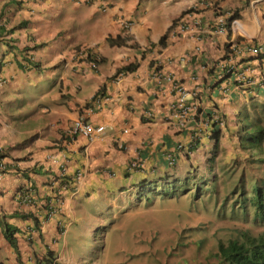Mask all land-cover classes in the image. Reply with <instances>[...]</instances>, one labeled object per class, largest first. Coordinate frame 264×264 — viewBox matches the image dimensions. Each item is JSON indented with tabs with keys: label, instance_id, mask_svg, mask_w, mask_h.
Returning a JSON list of instances; mask_svg holds the SVG:
<instances>
[{
	"label": "crops",
	"instance_id": "crops-1",
	"mask_svg": "<svg viewBox=\"0 0 264 264\" xmlns=\"http://www.w3.org/2000/svg\"><path fill=\"white\" fill-rule=\"evenodd\" d=\"M12 1H0V145L9 157L0 160L9 168L0 174V264L80 263L81 252L67 237L77 220L91 225L85 204L113 194L120 209L126 190L130 196L150 182L208 178L223 151L228 160L238 154L247 162L238 134L242 111L264 109V53L248 48L264 44V0H19L15 9ZM215 2L239 9L229 36L210 26ZM194 4L195 11L185 12ZM72 8L86 13L87 25ZM183 14L187 29L171 35L169 26ZM226 42L236 50L228 58L245 68L244 84L234 82V72L219 77ZM156 70L188 92L183 125L173 80H158ZM76 117L103 124L104 135H72ZM212 129L219 134L214 159ZM190 141L191 151H176L169 164L176 144ZM133 159L140 162L129 168ZM62 168L65 178L81 176L63 188L54 180ZM61 220L68 224L63 232ZM3 221L16 227V247Z\"/></svg>",
	"mask_w": 264,
	"mask_h": 264
},
{
	"label": "rangeland",
	"instance_id": "rangeland-1",
	"mask_svg": "<svg viewBox=\"0 0 264 264\" xmlns=\"http://www.w3.org/2000/svg\"><path fill=\"white\" fill-rule=\"evenodd\" d=\"M12 3L15 9L19 0ZM72 15H80L87 25L86 13L73 9ZM247 110L264 126V109ZM226 156L223 151L212 165L214 173L190 180L192 187L183 193L163 196L154 191L177 185L169 178L161 185L150 182L142 191L134 189L130 196V190H126L120 209L112 204L113 194L104 202L94 199L85 204L83 212L92 213L91 225L85 223L86 219L77 220V230L68 232L70 239L67 237L68 243L81 252L80 263L175 264L185 260L187 264H203L215 261L218 240L235 237L239 228L251 229L247 231L251 234L264 232V225L256 224L260 220L250 189L254 175L260 178L262 174L243 163L238 154L230 160ZM251 164L255 167L256 163ZM182 180L183 187H188L189 179ZM188 245L190 253L181 251Z\"/></svg>",
	"mask_w": 264,
	"mask_h": 264
},
{
	"label": "trees",
	"instance_id": "trees-1",
	"mask_svg": "<svg viewBox=\"0 0 264 264\" xmlns=\"http://www.w3.org/2000/svg\"><path fill=\"white\" fill-rule=\"evenodd\" d=\"M246 1L248 2L249 0ZM195 6L196 5L194 4L193 6L188 7L185 12L195 11ZM211 6L213 8L212 10L214 11V17L210 22V26L216 28L222 26L223 31L227 32V35L229 36L232 21L239 17V9L236 7L223 10L218 4H216V2L212 3ZM183 16L184 14L178 17L173 24H184L186 21L182 19ZM219 17L222 18L223 21H220ZM177 32H180V30L178 29ZM166 36V33L163 34L159 38V43L164 42ZM224 48L225 53L221 58L222 60H225L231 56H235V47H231L230 43L226 42ZM263 53L258 54V56L261 57ZM128 66L129 65H125L123 68H127ZM221 71L220 75L222 76H230L232 72H234V70L230 71L225 67H223ZM253 111L259 112L256 109H253ZM256 118L257 117L254 116H245L243 118V122L245 123L242 125L238 136L240 147L246 151H249L247 154V163L252 165L251 163L255 162V169L260 174H262L259 179H254V182L251 184V190L255 197L254 204L257 216L259 217L261 223H264V126L258 124L255 121ZM211 137L213 138L215 144L211 157V159H213V155L217 150V143L219 140L217 129H212ZM175 190L176 189L173 188L168 195H173ZM164 193H167V191ZM164 193L162 192L163 195H165ZM2 224L4 235L7 237L11 245L16 247V240L15 236L13 235L16 227L7 221H3ZM215 256L218 258V261L223 264H264V232L251 234L247 231L241 230L235 237L228 238L226 241L218 240Z\"/></svg>",
	"mask_w": 264,
	"mask_h": 264
},
{
	"label": "clouds",
	"instance_id": "clouds-1",
	"mask_svg": "<svg viewBox=\"0 0 264 264\" xmlns=\"http://www.w3.org/2000/svg\"><path fill=\"white\" fill-rule=\"evenodd\" d=\"M178 24L179 23H177V24H171L170 26H169V30L170 31H173V34H172V32H171V35H179V33L180 32H177V30H178ZM18 25H21V23H19ZM124 26V25H123ZM130 27H131V25H130ZM130 27H125V28H130ZM254 44H257V43H254ZM252 45V44H251ZM260 45H262V47H263V49H262V51L260 52V53H263L264 52V44H260ZM81 46V45H80ZM230 46L231 47H235V46H233V45H231V43H230ZM249 44H248V48H249ZM77 48H79V46L78 47H76L75 49H77ZM74 49V50H75ZM254 55H256V56H258V54H260V53H254V52H252ZM230 59L231 58H227L226 59V62H221V63H219V65L221 66V64H222V68L223 67H225L227 70H230V71H232V70H234V73L236 74V70L238 69L236 66L237 65H233V67H231V68H228V66L226 65V63L228 62V61H230ZM100 60V58H98L97 56H93V58H91V61L92 62H95L96 63V65L95 66H93V67H96L97 66V64H98V61ZM232 61V60H231ZM92 62H91V64H92ZM233 62V64H234V61H232ZM221 68V69H222ZM160 71V70H159ZM158 70H156L155 71V76H156V74L157 73H162V72H159ZM162 74H167V75H170L169 76V78H167V77H164V78H166V79H172V75L170 74V73H162ZM220 75V74H219ZM220 76H222V75H220ZM219 76V77H220ZM156 78L158 79V77L156 76ZM160 80H162V79H160ZM173 80V83L174 82H178V83H181L179 80H175V79H172ZM173 83H172V86H173ZM245 82H243L242 84H244ZM4 80H3V78H0V90L3 88V86H4ZM182 84V83H181ZM183 85V84H182ZM184 87V86H183ZM174 88V87H173ZM175 89V88H174ZM184 89L186 90V88L184 87ZM195 90V94H197L198 95V91L196 90V89H194ZM175 91H176V89H175ZM177 92V91H176ZM194 94V95H195ZM253 109H255V108H253ZM242 112H246V111H242ZM253 112H255V111H253ZM243 114V113H242ZM244 115V117L245 116H250L249 114H247V113H244L243 114ZM253 115H255V114H253ZM252 115V116H253ZM76 118H78V117H76ZM81 118H83L84 120H86L84 117H81ZM75 119V118H74ZM73 119V120H74ZM212 119L214 120V121H219V122H223V119L222 118H220V117H218V119H216L215 118V115H212ZM72 120V121H73ZM72 121H71V123H72ZM86 121H88V120H86ZM88 122H90V121H88ZM242 122V125L245 123V122H243V120L241 121ZM71 123L69 124V132L72 134V135H76V134H80V133H76V132H73L72 130H71ZM91 123V122H90ZM93 124V123H92ZM125 131V130H124ZM104 133H105V129H104ZM104 133L102 134V135H104ZM211 133H212V130H211ZM80 135H82V134H80ZM101 135V136H102ZM83 136H85V135H83ZM100 136V137H101ZM85 137H87V138H89V139H91V138H93V137H88V136H85ZM179 144L181 145V146H179ZM182 146H183V148H182ZM195 145L192 143V141H190L189 143H187V144H184V143H178V144H176V147H175V151H174V153H171V155H168V157H167V160H168V162H169V164H175V162H176V156H175V152L176 151H181V152H189V151H191V149L194 147ZM6 154H8L7 152H6V149H4V147L2 146V145H0V160L1 159H3L4 157H8V155H6ZM248 154V153H247ZM213 156H215V155H213ZM211 157H212V155H210V159H211ZM9 158V157H8ZM214 159V158H213ZM134 160H136V165H131V162L132 161H134ZM139 162H140V160L139 159H133V160H130L129 161V165H128V167L129 168H134V167H137V165L139 164ZM244 163V162H243ZM245 163H247V162H245ZM247 166H251V167H253L254 168V170H255V167L253 166V165H249V164H246ZM214 168V167H213ZM9 168H8V166H7V162H0V174L1 173H3V172H6L7 170H8ZM64 173V168H62L61 169V171H60V174H58V175H56V176H54V180H58L60 183H62V185H63V188H67V187H70L71 186V184L73 183V181H76L77 179H79L80 178V176H81V173L80 172H75V174H73L71 177H67V178H65V177H63V176H61L62 174ZM253 175V174H252ZM259 176H257L256 174L254 175V179H259L258 178ZM260 177H261V175H260ZM254 179H252V182L250 183V185L254 182ZM163 182H165V181H160V185L163 183ZM155 184H157V182H155ZM188 187H183V182L181 183V184H179V183H177V185H174V187L173 188H175L176 190H175V192L173 193V195L174 194H176V193H178V194H180V193H183V192H185L186 190H188V189H190L191 187H192V185H193V183L191 184L190 182L188 183ZM252 187V186H251ZM251 187H250V189H251ZM172 188V189H173ZM172 189H159V191L157 190V189H155L154 191L155 192H159V193H161L162 194V192L164 193L165 191H167V193L166 194H169V192L172 190ZM165 194V193H164ZM165 194V195H166ZM163 195V194H162ZM164 196V195H163ZM55 198H56V196H55ZM57 200H59V197H57ZM53 212H54V208L52 207V206H49L48 207V210H47V214L48 215H50V214H53ZM256 224H261V225H264V223H261V221L260 222H257ZM255 224V225H256ZM67 226H68V224H67V222H65V221H63V220H61V221H59V230L61 231V232H63V231H65L66 229H67ZM248 231V230H251V229H241V228H239V231ZM259 232H263V230H260ZM6 237V236H5ZM7 238V237H6ZM8 240V239H7ZM9 241V240H8ZM11 244V243H10ZM190 245H188V246H186V247H184L183 248V251H185L186 250V248H188ZM213 256L215 257V260L217 259V261H218V258L215 256V252H214V254H213ZM179 257V256H178ZM177 257V258H178ZM179 263H182V264H187V262L185 261V260H179V261H176L175 262V264H179ZM206 263H212V264H223V263H220L219 261L218 262H216V261H206L205 263H203V264H206ZM54 264V263H53ZM77 264H81V263H77Z\"/></svg>",
	"mask_w": 264,
	"mask_h": 264
},
{
	"label": "built area",
	"instance_id": "built-area-1",
	"mask_svg": "<svg viewBox=\"0 0 264 264\" xmlns=\"http://www.w3.org/2000/svg\"><path fill=\"white\" fill-rule=\"evenodd\" d=\"M220 18V17H219ZM220 21L222 20V18L219 19ZM223 21V20H222ZM132 22L127 21V20H123V25L125 27H130ZM188 25H184L179 23L178 24V29L180 30V33H182L185 29H187ZM219 30L223 31L222 26L219 27ZM173 34V31H170ZM199 47L196 46L195 49H198ZM263 47L260 44H252L249 46V50L251 52L254 53H260L262 51ZM92 66H95L96 63L92 62L91 64ZM226 65L228 66V68L233 67V62L230 60L226 63ZM222 66V64H221ZM156 76L158 77V80L163 79L164 77L169 78L170 75L167 74H162V73H157ZM238 85L242 84L243 82H246V74H245V68L242 67L241 69L238 68L236 70V74H235V81ZM173 87L176 89L177 91V99H176V103L178 104V107L180 108V111L178 112L179 114V122L178 124L183 125L184 122L186 121L187 117H188V112L190 109V106L186 103L187 97L186 94L188 93L183 85L181 83L178 82H174L173 83ZM196 92H194L193 94H195ZM145 116L150 117L151 113L150 112H145ZM215 118L218 119V116L215 115ZM104 129L105 126L103 124H92L86 120H84L81 117L75 118L72 123H71V130L73 132L76 133H80L82 135L88 136V137H95V136H101L104 133ZM179 146H181L179 144ZM183 148V146H182ZM131 165H136V160L131 162Z\"/></svg>",
	"mask_w": 264,
	"mask_h": 264
}]
</instances>
